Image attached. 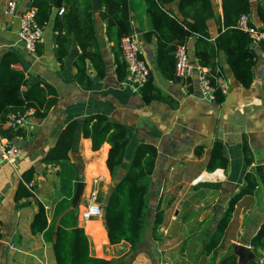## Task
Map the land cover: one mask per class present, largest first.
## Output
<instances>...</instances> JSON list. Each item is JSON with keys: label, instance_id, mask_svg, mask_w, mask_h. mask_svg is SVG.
<instances>
[{"label": "crops", "instance_id": "crops-1", "mask_svg": "<svg viewBox=\"0 0 264 264\" xmlns=\"http://www.w3.org/2000/svg\"><path fill=\"white\" fill-rule=\"evenodd\" d=\"M9 1L0 0V57L7 50L13 51L18 59L16 67L25 74L26 85L21 90L39 82L42 87L54 90L56 102L42 118H36L32 109L25 126L18 132L2 130L20 148L21 157L14 166L0 162V228L3 231L0 264H56L48 231L36 235L30 232L37 202L45 209L47 223L57 218L55 223L66 229L82 227L91 256L127 264L121 261L129 251L126 242L110 245L100 217L87 221L80 218V212L92 202L102 208L112 185L105 165L109 145L104 143L98 151H92L90 140L82 137L83 120L96 114L127 129L128 145L118 176L125 170L137 145L149 144L157 152L155 168L148 180L149 225H145L142 249L130 264H155L152 259L159 263L166 251L161 246L163 242L186 241L202 232L203 238L208 237L230 201L239 194L228 232L234 246L245 247L253 254L249 241L264 225V62L260 49L253 50L256 57L249 87L235 80L224 54L216 53L214 73L219 72L224 77L228 93L220 95V101L209 102L200 97L195 76L173 81L163 77L156 62L157 35H147L153 31V26L144 0H128L132 34L139 43V56L150 70L152 91L149 92L148 86L147 102L142 90L131 86L126 69L124 77L119 79L116 69L122 62L121 52L107 37L106 23L98 15L95 22L100 47L92 49L96 52L93 60L79 61L81 50L70 36L67 56L60 62L56 33L52 30L56 7L51 21L43 27V37L35 52L29 53L19 41L18 29L19 16L29 7L30 0H14L15 14L6 16L4 11ZM211 2L215 16L206 25L208 42L213 43L219 35L222 9L221 0ZM62 3L59 0V8ZM251 3V22L261 25L255 0ZM177 4L175 0L166 5V10L179 21H189L179 12ZM196 39L197 36H192L185 42L193 64H198L194 56ZM118 71L122 73V69ZM73 120L77 121V129L68 157L76 168L77 178L69 188L63 189L58 176L61 166L44 164L41 159L54 147L60 131ZM216 142L222 146L227 165L209 172L207 164ZM30 168L34 171L30 181L35 185L34 193L32 197L16 201L19 185L27 184L22 174ZM77 183H83V189L74 205ZM64 199H71L72 203L61 214L59 202ZM157 208L162 212L158 232L171 238L162 239L158 234L159 241L155 242L151 238L150 223ZM164 223L169 227L178 224V228L173 230V227L168 234L169 228ZM208 224L209 230L204 231ZM193 227L196 230L192 231ZM259 262L263 264L264 260Z\"/></svg>", "mask_w": 264, "mask_h": 264}, {"label": "trees", "instance_id": "trees-1", "mask_svg": "<svg viewBox=\"0 0 264 264\" xmlns=\"http://www.w3.org/2000/svg\"><path fill=\"white\" fill-rule=\"evenodd\" d=\"M174 1L144 0L146 12L153 26V31L147 35L148 37L152 34L157 35L156 62L163 77L171 81L177 80L174 75L173 51L177 45L185 44L188 38L197 36L194 43V56L200 66L208 68L214 74L215 55L217 52H222L235 80L243 87H249L253 81L252 69L256 54L249 46L250 41L247 35L236 28V22L241 14L251 13L253 10L251 0H221L220 30L213 43L208 42L206 25V22L215 16L211 0H178L177 9L189 18V21L185 19L179 21L166 10V5ZM56 2L57 0H30L29 7L36 9V21L43 27L51 21L53 9L56 7L52 19V30L56 33L57 59L60 62L67 56V43L70 36L74 37L81 50L79 61L85 58L93 60L96 52H92V49L99 50L100 47L96 36L95 15L106 23L107 37L116 47L119 48V41L123 36L132 34L128 0H98L97 12L92 11L91 0H62L61 8L55 5ZM255 2L258 18L264 23V5L259 0ZM60 9H62L61 14H59ZM17 64L16 54L11 50L5 51L0 57V120L4 121L9 113L26 112L28 109L34 110L36 118H42L55 104V92L48 86L42 87L39 82L32 84L25 91L21 90L22 86L26 85V80L24 71L18 69ZM93 64L95 66V62ZM120 69L122 73L118 71ZM81 70L78 69V71ZM116 70L119 79H122L125 70L123 61L117 64ZM148 86L149 92L152 91L150 77L141 88L143 98L147 102ZM152 98L156 97L152 96ZM217 101H220L219 93ZM76 129L77 121L69 122L60 131L54 147L41 159L44 164L58 163L61 166L58 176L63 189L69 188L71 182L77 178L76 168L69 163L68 157ZM82 137L90 140L92 151H98L104 143L109 145L105 165L112 179V185L104 199L100 218L110 245L121 242L129 245V251L121 261L130 264L144 244L143 233L148 214V180L155 168L156 149L149 144L137 145L125 170L118 176L128 145L126 127L102 114H96L83 120ZM226 165L227 159L222 153V146L216 142L210 152L207 170L212 172ZM33 172V168L26 170L22 174L23 181L29 183L33 178ZM239 196L240 194L230 201L208 237L203 238L204 233H199L195 236L199 239L197 245H194L192 241L195 237L184 241L183 254L186 255V249L196 246L199 264H238L228 226ZM29 197H32V193L20 184L15 200ZM71 203V199L70 201L61 200L60 213L63 214ZM37 207V212L30 224V232L36 235L48 231L52 238L56 264H115L114 260L108 261L90 255L89 241L82 227L66 229L55 223L57 218L47 223L43 205L37 202ZM161 224L162 212L157 208L150 223L151 238L155 242L159 241L158 229ZM209 225L204 231L209 230ZM249 245L254 256L255 254L264 255V225L250 239ZM257 259L255 256L246 264H257ZM152 260L154 263L157 262Z\"/></svg>", "mask_w": 264, "mask_h": 264}, {"label": "built area", "instance_id": "built-area-1", "mask_svg": "<svg viewBox=\"0 0 264 264\" xmlns=\"http://www.w3.org/2000/svg\"><path fill=\"white\" fill-rule=\"evenodd\" d=\"M15 10L16 3L14 0H10L7 2L4 14L13 16ZM61 13L62 9L59 10V14ZM236 28L247 35L251 49H260L264 62V23L255 25L251 22L250 14H241L236 22ZM43 29V26H40L36 21V9L33 7L24 9L19 16L18 37L27 52H35L38 43L42 40ZM119 49L131 86L135 90H140L148 82L150 70L139 56V43L136 36L134 34L123 36L119 41ZM173 57L175 77L179 80H188L195 76L199 95L202 99L214 103L218 93L223 96L227 95L228 84L224 77L218 72L213 74L208 68L199 64H193L185 44L175 47ZM30 113H32V109H28L26 112H12L6 115L4 121L0 120V162L14 166L19 161L21 157L20 148L12 143L7 134L2 133V130L6 128L7 132L12 134L18 132L25 126L26 118ZM34 186L32 182L25 184L27 190L32 194L34 193ZM101 214V206L92 202L80 212V218L87 221L92 218H99ZM2 232L0 228V236Z\"/></svg>", "mask_w": 264, "mask_h": 264}, {"label": "rangeland", "instance_id": "rangeland-1", "mask_svg": "<svg viewBox=\"0 0 264 264\" xmlns=\"http://www.w3.org/2000/svg\"><path fill=\"white\" fill-rule=\"evenodd\" d=\"M99 198V197H98ZM98 219V218H96ZM149 225V223L146 224V226ZM164 225L166 227L169 228V233L172 230H176V228H178V224H172L171 227H169L170 225L168 223H164ZM180 228V227H179ZM196 230V227H193L192 231ZM158 234L161 236L162 239L164 238H168L170 239V235L168 236H164L162 235L160 232H158ZM184 241V240H183ZM182 239H178L177 242H173V240H170L169 242H163V244L161 245L164 249H166L165 252L162 253L161 259L159 261L158 264H189V263H198L199 264V260L196 257L197 253L195 251L196 246H193L192 248H188L185 250L186 255L183 254V242ZM194 245L198 244L199 239L197 237H195L194 239H192ZM201 243V242H200ZM198 250V248H197ZM255 256L258 258V260L263 259L264 260V255L262 254H255ZM254 256V258H255ZM120 264V263H117ZM145 264H150V262H146ZM153 264V263H151ZM156 264V262H155ZM264 264V263H263Z\"/></svg>", "mask_w": 264, "mask_h": 264}, {"label": "water", "instance_id": "water-1", "mask_svg": "<svg viewBox=\"0 0 264 264\" xmlns=\"http://www.w3.org/2000/svg\"><path fill=\"white\" fill-rule=\"evenodd\" d=\"M263 5H264V0H259ZM57 7H60L61 5L59 4V0H57L56 4ZM91 5H92V11L97 12L99 10V3L98 0H91ZM10 139V137H8ZM83 189V183H77L76 184V189H75V194L73 198V204L76 205L81 192ZM233 252L237 255L238 257V264H246L248 261L254 259V255L245 247L242 246H234ZM257 264H260L259 260H256Z\"/></svg>", "mask_w": 264, "mask_h": 264}]
</instances>
